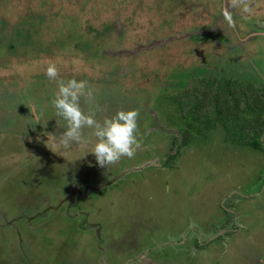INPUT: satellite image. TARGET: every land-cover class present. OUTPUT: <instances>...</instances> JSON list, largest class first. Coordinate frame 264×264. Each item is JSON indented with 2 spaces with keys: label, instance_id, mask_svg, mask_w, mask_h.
I'll list each match as a JSON object with an SVG mask.
<instances>
[{
  "label": "rangeland",
  "instance_id": "374dc122",
  "mask_svg": "<svg viewBox=\"0 0 264 264\" xmlns=\"http://www.w3.org/2000/svg\"><path fill=\"white\" fill-rule=\"evenodd\" d=\"M49 63L97 121L139 112L133 158L60 146ZM228 79L264 91V0H0V264H264V106L234 145L197 91Z\"/></svg>",
  "mask_w": 264,
  "mask_h": 264
},
{
  "label": "clouds",
  "instance_id": "9594fccd",
  "mask_svg": "<svg viewBox=\"0 0 264 264\" xmlns=\"http://www.w3.org/2000/svg\"><path fill=\"white\" fill-rule=\"evenodd\" d=\"M236 3L237 0H233V4ZM228 19L231 24L230 18ZM44 74L50 81L57 83V92L51 100V105L55 109V115L66 122V130L59 139L60 146L68 149L73 143H82L83 130L88 128L92 130L90 135L97 139L89 153L95 156L98 166L108 167L117 164L122 157L131 159L135 156L140 147L137 138V110H118L115 115L104 118L102 122L97 121L95 113L99 106L90 108L88 113L81 108V98L89 105L95 100L94 92L87 81L76 78L58 79L59 72L55 63H49ZM31 115L34 116L35 125L40 124V116L34 105L31 107Z\"/></svg>",
  "mask_w": 264,
  "mask_h": 264
},
{
  "label": "trees",
  "instance_id": "16d2710c",
  "mask_svg": "<svg viewBox=\"0 0 264 264\" xmlns=\"http://www.w3.org/2000/svg\"><path fill=\"white\" fill-rule=\"evenodd\" d=\"M255 28L263 29V26H258ZM235 81L236 80L228 79L225 81L223 85L220 84L217 85L216 81L210 80L209 82H205L201 86L200 90L197 91L199 92V94L203 96L204 101L209 100V103H212L214 105L213 107L216 109V111L219 114H221L226 120H230L232 122L233 130L227 131L229 135H225L226 137L223 136L225 141L234 145L248 146L251 148L260 149L261 143L257 139L256 134L254 135L252 134L250 135V137L249 135L245 137L246 134L243 133L246 132L242 131L244 128L245 130H248L249 128L253 127V131H255V133L261 132L259 130L260 124L258 118H256L255 121H251L253 126L251 125L247 126L242 124V118L237 113L240 112V115L244 116V112L250 110L252 107L261 110L262 107L264 106V98L263 100H259V96H260L259 94L261 93V95L264 96V91H260L258 94L256 92L258 91L257 88H254L253 86H251V84L248 83L247 86H240ZM246 89H249L250 91L247 92ZM195 95L198 96V93H195ZM242 95H245V98L243 100L242 105L240 106V104L238 103L239 101L238 98ZM204 101L198 99V101L194 105L195 111H197L198 115L199 114L203 115V113L207 112L204 110L205 108L204 109L201 108L202 103H204ZM226 111H231V112L227 114ZM236 114L237 116H239V118H235V119L232 118L233 116L236 117ZM206 128L209 129L210 126L206 124ZM173 155L174 154H169L167 158H171L173 157Z\"/></svg>",
  "mask_w": 264,
  "mask_h": 264
}]
</instances>
